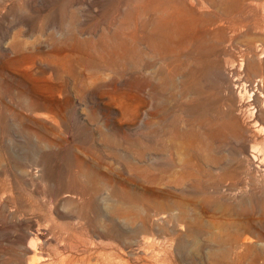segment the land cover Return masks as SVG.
<instances>
[{
	"label": "rangeland",
	"instance_id": "374dc122",
	"mask_svg": "<svg viewBox=\"0 0 264 264\" xmlns=\"http://www.w3.org/2000/svg\"><path fill=\"white\" fill-rule=\"evenodd\" d=\"M6 194L117 264H264V0H0V264H24Z\"/></svg>",
	"mask_w": 264,
	"mask_h": 264
},
{
	"label": "bare ground",
	"instance_id": "6f19581e",
	"mask_svg": "<svg viewBox=\"0 0 264 264\" xmlns=\"http://www.w3.org/2000/svg\"><path fill=\"white\" fill-rule=\"evenodd\" d=\"M98 192L99 186L93 182L91 186L86 187V190L78 188L71 190L70 194L75 196L76 199L87 198L94 201L98 196ZM5 198L7 205L12 206L14 208L13 211L17 215L25 213L35 218V227L23 243L25 252L30 253L29 260H26L24 264H117L114 246L111 243L110 245H96L82 242L74 250L69 247L70 236L74 237L78 233L83 232L82 226H79L81 225L79 216L77 219L80 224H77L79 226L77 228L58 222L52 216L53 211L46 208L45 203L37 197L33 198L30 195H26L24 200H22L16 194H6ZM72 201L74 202L72 205H76L75 201ZM107 206L112 212L114 211L113 203L109 202ZM112 221L113 218L110 219L111 225H113ZM46 238H53L55 240L53 243L55 244L49 247L44 246L43 243L46 242Z\"/></svg>",
	"mask_w": 264,
	"mask_h": 264
}]
</instances>
